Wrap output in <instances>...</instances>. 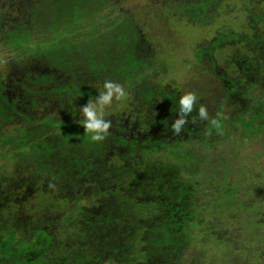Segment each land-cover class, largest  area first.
Instances as JSON below:
<instances>
[{
	"label": "trees",
	"instance_id": "16d2710c",
	"mask_svg": "<svg viewBox=\"0 0 264 264\" xmlns=\"http://www.w3.org/2000/svg\"><path fill=\"white\" fill-rule=\"evenodd\" d=\"M67 2L74 10L63 8L64 0H43L46 17L33 13L32 18L46 21V34L62 25L66 34L80 37L65 49L63 59L48 53L43 61L72 68L67 72L71 81L44 92L17 81L33 97L24 102L23 94L17 104L5 98L0 103L5 116L0 117L21 114L25 106L34 115L42 112L36 127L43 131H25L23 145L0 131V149L10 159L25 156L30 161L25 176L38 175L44 188L52 183L55 188H49L62 193L68 206L61 225L68 238L56 237L50 221L38 227L0 223V264H264V167L254 171L242 155L250 141L259 143V154H264V0H233L240 27L225 25L209 43L194 48L196 59L211 65L218 97L197 96L196 111L180 136L173 135L171 126L185 93L153 74L157 42L144 35L148 27L143 20L172 15L184 26H197L218 18L225 0H145L143 16L135 5L118 14L115 10L101 33L98 25L80 32L71 26L114 4ZM63 9L66 15L59 13ZM108 14L104 11L105 19ZM9 35L16 42L31 36L16 30ZM225 41L236 49L220 58L214 51L222 54L219 46ZM106 79L129 80L127 107L121 113L116 102L111 110L107 107L105 118L112 127L102 142H92L79 123V104L97 97ZM201 105L219 120V130L199 120ZM10 140L18 145L12 152ZM22 182L11 171H0V202L4 192L17 190ZM12 200L17 204L16 197ZM6 210L1 216H10ZM214 245L225 249L208 255Z\"/></svg>",
	"mask_w": 264,
	"mask_h": 264
},
{
	"label": "rangeland",
	"instance_id": "374dc122",
	"mask_svg": "<svg viewBox=\"0 0 264 264\" xmlns=\"http://www.w3.org/2000/svg\"><path fill=\"white\" fill-rule=\"evenodd\" d=\"M13 1V2H12ZM32 1L36 3L31 4ZM43 0H0V14H2V23L0 27V59L6 61L0 62V103L4 104L5 98L8 99V103L11 100H15V103H19L22 95L24 99L30 101L31 96L28 91L22 90L17 81L24 83L27 86H31L37 89H44L49 87H61L63 85H69V75L73 72L72 68L57 67L53 63H44L43 61L48 58L47 54L52 53V56H57L59 59L63 54L65 55V49L70 45H76V42L80 40L76 35L65 33L62 25L58 28L50 29L45 33V23L42 18L37 20L35 17L32 18V14L38 15L42 13L43 18L47 15L46 5L42 3ZM111 2L114 6L105 5L102 9V14L96 18L84 17L82 22L78 25H72L71 27L77 28V32H80L85 28L86 30H96L99 27L100 33L104 32L106 25L103 23L104 20L112 19L115 16V10L119 11L125 9L129 10L132 5L136 14L143 16L144 10L142 9L145 4V0H107L106 3ZM238 2V0H236ZM234 4L233 0H225L219 9L218 18H212L207 23L202 22L197 26H184L179 19H175L174 16H168V19L159 14L153 17H145L143 25L148 27V31L144 32L146 38H154L157 42L158 56L155 64L153 74L157 76L162 84H170L175 89L180 91L194 92L199 97H204L209 100L211 97H218V85L215 84L216 79L211 72V65L204 62H199L194 53V48L198 45H205L211 41L216 31L223 29L225 25L234 26L239 28L237 24L238 18L235 8L232 7ZM38 5V6H36ZM63 8L72 11L73 5L68 4L67 0H64L62 4ZM74 10V9H73ZM65 9L59 10L60 14L66 15ZM104 11L108 12L107 18L104 17ZM140 11H143L142 13ZM161 15V16H160ZM160 16V17H159ZM100 17V18H99ZM96 21V24L94 22ZM47 22H49L47 20ZM168 22V23H167ZM34 23V25H32ZM109 24V23H108ZM98 25V27H97ZM182 25V26H181ZM109 25L107 26V28ZM171 29L169 30V28ZM157 28V29H154ZM30 31L31 36L28 38L12 40L9 33L12 31ZM41 30L44 32H41ZM91 34V33H90ZM93 35V32L91 34ZM88 41L87 44H91L88 35L86 36ZM22 41V42H21ZM151 42V41H150ZM38 46V44H42ZM46 43V44H45ZM65 43V44H63ZM66 46V48H65ZM219 48H222L223 53L214 54L218 57L226 56L231 54L236 47H232L227 41L222 43ZM99 53V52H98ZM54 54V55H53ZM163 66H162V65ZM59 65V64H58ZM70 71V74L67 72ZM44 75V76H43ZM48 76L47 78H45ZM129 80H122L121 83L126 91L130 89L126 87ZM93 86L100 87L98 80L92 81ZM98 86V87H97ZM33 93V92H32ZM42 95L41 93H39ZM38 94V95H39ZM4 97V98H3ZM36 98H34L35 100ZM18 100V101H17ZM116 111H121L127 107L125 100L123 102H117ZM81 108L86 103L79 104ZM115 105V103H114ZM110 106L108 109L114 106ZM7 107V104L4 105ZM48 106V104L46 105ZM228 107V106H227ZM231 111L234 109L233 104L230 105ZM45 108V107H44ZM43 108V109H44ZM22 110L21 114L12 116L6 120L0 117V131H5L7 134H11V138L17 137V143L24 144L25 141H21L24 138V132L27 130L34 129L38 134V131H43V128L38 130V121L43 120V115H40V111L30 112L25 106L19 108ZM215 111V109H213ZM1 114V113H0ZM5 114H1V116ZM36 127V128H35ZM17 132V136H16ZM35 133V137H38ZM1 135V133H0ZM11 141V152L18 149L16 141ZM27 146V144H26ZM262 146L257 142H248L242 148V155L250 163L254 171L264 167V154L260 155ZM3 149H0V171H11L14 177H17L18 182H22V186L18 187L17 190H9L4 193L5 198L0 202V223L6 224L9 220L10 223L21 225L22 227H38L43 222L50 221L54 223V235L56 234L59 239L64 240L68 238L65 228L61 225L62 215L65 211V206L68 203L65 202L58 191H53L49 187L44 188L46 185L43 179L36 175L33 178L26 177L25 169L30 161L23 155L17 156L15 159L8 158ZM259 154L257 161L252 160V155ZM32 163V162H31ZM25 176V178H22ZM20 177V178H19ZM27 182V184H25ZM15 183V182H13ZM4 188H2L3 190ZM12 197H16L17 201L14 204ZM69 200V197H67ZM69 202V201H68ZM8 210H6V209ZM3 210H6L10 216H1ZM5 211V212H6ZM1 231V230H0ZM57 239V238H54ZM207 248V247H206ZM208 249V248H207ZM208 250V255H218L225 249L222 245H214Z\"/></svg>",
	"mask_w": 264,
	"mask_h": 264
},
{
	"label": "clouds",
	"instance_id": "9594fccd",
	"mask_svg": "<svg viewBox=\"0 0 264 264\" xmlns=\"http://www.w3.org/2000/svg\"><path fill=\"white\" fill-rule=\"evenodd\" d=\"M0 62L6 63L2 59H0ZM98 92L97 97L90 98L87 104L80 109L83 119L79 123L85 128L86 134H90L92 142H102L112 127L111 121L105 118V109L112 106L114 101L123 102L127 98L125 87L111 79H106L102 89ZM178 103L179 118L175 119L171 126V131L175 136L182 134L185 125L189 123V116L196 111L197 95L194 92H187L180 97ZM197 116L200 121H207L215 126L217 130L220 129L219 120L210 118L204 105L199 107ZM191 122L196 123V118H193ZM49 187L55 188V184L50 183Z\"/></svg>",
	"mask_w": 264,
	"mask_h": 264
}]
</instances>
